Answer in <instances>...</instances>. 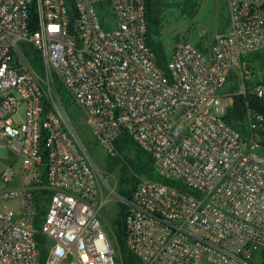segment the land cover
Returning <instances> with one entry per match:
<instances>
[{
	"label": "built area",
	"instance_id": "obj_1",
	"mask_svg": "<svg viewBox=\"0 0 264 264\" xmlns=\"http://www.w3.org/2000/svg\"><path fill=\"white\" fill-rule=\"evenodd\" d=\"M227 3L228 30L203 49L181 40L167 74L147 44L145 0H0V145L17 156L0 175V264H119L61 92L109 155L126 131L153 159L160 180L122 199L142 264H253L264 252V115L249 109L243 136L223 118L234 95L221 94L264 51V0ZM36 191L49 193L43 262Z\"/></svg>",
	"mask_w": 264,
	"mask_h": 264
},
{
	"label": "trees",
	"instance_id": "obj_2",
	"mask_svg": "<svg viewBox=\"0 0 264 264\" xmlns=\"http://www.w3.org/2000/svg\"><path fill=\"white\" fill-rule=\"evenodd\" d=\"M145 3L147 44L154 52L158 66L168 74V62L170 57L166 53L164 43L160 40L164 11L170 6H176L182 15L193 19L199 13L201 6L200 0H145ZM197 47L200 49L204 48L199 45ZM26 50L27 54L33 59L34 67H36L38 71H41L42 63L38 51L34 50L32 46L27 47ZM256 54L258 55L249 54L244 57V61L252 75H254L255 72L254 65L263 58V53L261 51L256 52ZM234 81L235 77H231L228 84ZM260 85L264 86V80L260 81L258 84L247 81L246 93H238L236 85H233V87L228 90V93H234L233 103L227 108L223 118L228 125L238 130L243 136L249 134L247 111L252 109L264 115V98L261 99L255 94L256 87ZM225 89L223 92L226 91ZM60 95L65 102L68 95L64 92H61ZM116 148L120 153L121 159H117L115 166H120L122 164L120 167L121 171H123L120 176L121 188L119 190L122 199H129L135 192L139 184L137 176L160 180L154 171L152 157L134 142L128 132L125 131L122 133L120 138L116 141ZM42 183H46L45 174L42 178ZM47 195H49L47 191L35 192L38 202L35 228L38 231L36 237L39 242L42 262L46 257L45 245L47 240L40 231L42 229L43 219L47 214L48 200L45 198ZM126 216L127 206L123 204L120 210V218L116 222L117 226L111 231L107 230L112 242L114 241L116 259L119 264H142L140 259L127 245ZM262 259V264H264V252L262 253Z\"/></svg>",
	"mask_w": 264,
	"mask_h": 264
},
{
	"label": "rangeland",
	"instance_id": "obj_3",
	"mask_svg": "<svg viewBox=\"0 0 264 264\" xmlns=\"http://www.w3.org/2000/svg\"><path fill=\"white\" fill-rule=\"evenodd\" d=\"M200 4L199 13L193 19L182 15L176 6H170L165 9L160 40L164 43L169 57L181 40L190 42L194 46L208 47L212 44L214 37L218 33L228 30L229 12L227 0H200ZM261 52L263 53V58L254 65V75L251 74L247 79L234 76L235 81L228 84L225 89L226 91L223 93L230 94L228 90L233 85H236L237 92L239 93V91L246 88L247 81L258 84L264 80V51ZM250 55L257 56L258 54L255 52ZM34 68L36 69V67ZM37 72L41 71L37 70ZM231 94L234 95V93ZM67 97L65 99L67 112L79 133L85 149L97 166V186L104 203V206L101 208V219L106 229L111 231L117 226L116 222L120 218V210L124 204L119 194L121 188L120 176L123 172L120 167L122 164L115 166L117 159H121V156L118 150L115 156L109 155L106 149L96 141L90 131L86 115L72 103L69 96ZM0 148L2 155L0 157L1 175L4 169L17 160V156L2 144ZM137 178L140 181L142 177L137 176ZM6 187L7 185L0 178V189ZM46 200H49V195L46 196ZM13 205L10 204V206ZM262 262V254H260L252 263L262 264Z\"/></svg>",
	"mask_w": 264,
	"mask_h": 264
},
{
	"label": "crops",
	"instance_id": "obj_4",
	"mask_svg": "<svg viewBox=\"0 0 264 264\" xmlns=\"http://www.w3.org/2000/svg\"><path fill=\"white\" fill-rule=\"evenodd\" d=\"M221 94H225V93L221 92ZM226 94H227V93H226Z\"/></svg>",
	"mask_w": 264,
	"mask_h": 264
}]
</instances>
